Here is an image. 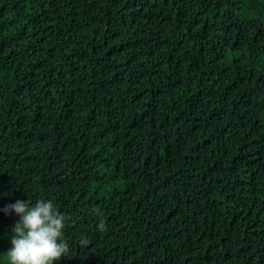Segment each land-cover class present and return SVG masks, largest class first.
<instances>
[{
    "label": "trees",
    "instance_id": "16d2710c",
    "mask_svg": "<svg viewBox=\"0 0 264 264\" xmlns=\"http://www.w3.org/2000/svg\"><path fill=\"white\" fill-rule=\"evenodd\" d=\"M41 198L55 264H264V0H0V264Z\"/></svg>",
    "mask_w": 264,
    "mask_h": 264
},
{
    "label": "clouds",
    "instance_id": "9594fccd",
    "mask_svg": "<svg viewBox=\"0 0 264 264\" xmlns=\"http://www.w3.org/2000/svg\"><path fill=\"white\" fill-rule=\"evenodd\" d=\"M3 211L13 212L19 218L12 228L11 248L6 252L8 264H55L70 254L64 229L71 217L60 213L53 200H16ZM97 229L106 231L103 219ZM80 244L87 246L88 241L82 239Z\"/></svg>",
    "mask_w": 264,
    "mask_h": 264
}]
</instances>
